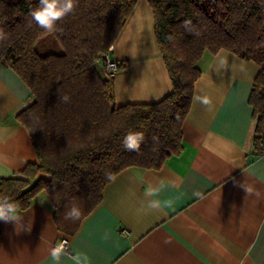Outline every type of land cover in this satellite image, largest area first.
I'll list each match as a JSON object with an SVG mask.
<instances>
[{
	"label": "crops",
	"instance_id": "crops-1",
	"mask_svg": "<svg viewBox=\"0 0 264 264\" xmlns=\"http://www.w3.org/2000/svg\"><path fill=\"white\" fill-rule=\"evenodd\" d=\"M109 54L123 64L113 76L117 106L172 91L148 0L136 1ZM200 67L177 155L158 170L118 173L70 236L40 192L17 223L0 221V264H56L51 250L63 238L69 254L59 264H264V155L248 102L260 67L226 49L206 53ZM32 101L0 63V180L37 161L16 118Z\"/></svg>",
	"mask_w": 264,
	"mask_h": 264
},
{
	"label": "trees",
	"instance_id": "trees-1",
	"mask_svg": "<svg viewBox=\"0 0 264 264\" xmlns=\"http://www.w3.org/2000/svg\"><path fill=\"white\" fill-rule=\"evenodd\" d=\"M136 1L76 0L73 13L58 22L61 31L49 33L30 16L39 0H0V28L7 34L0 41V63L31 90L32 103L16 118L27 129L37 156L14 176L0 180V198H10L23 211L45 192L57 229L68 236L101 202L104 188L118 173L158 170L181 151L206 53L226 49L259 65L248 99L259 148L258 133L264 127V0H148L172 91L157 102L117 106L114 78L105 74L101 59ZM48 34L61 53L36 49ZM129 132L144 133L138 151L122 145ZM73 204L81 209L75 222L65 219Z\"/></svg>",
	"mask_w": 264,
	"mask_h": 264
},
{
	"label": "clouds",
	"instance_id": "clouds-1",
	"mask_svg": "<svg viewBox=\"0 0 264 264\" xmlns=\"http://www.w3.org/2000/svg\"><path fill=\"white\" fill-rule=\"evenodd\" d=\"M76 0H39L38 6L30 10V16L38 27L49 33L60 32L58 22L73 13ZM188 23V22H185ZM7 39V34L0 28V41ZM64 102L69 101L68 96L62 97ZM207 103V101H204ZM145 136L143 132H129L122 139V145L126 151H138ZM155 140L156 138L153 137ZM150 208L158 207L157 201H150ZM81 209L73 204L65 213V219L73 222L80 220ZM21 219L19 206L8 197L0 198V221L15 222ZM69 254L67 241L57 243L51 250V258L59 264L61 258ZM79 259V257H75Z\"/></svg>",
	"mask_w": 264,
	"mask_h": 264
},
{
	"label": "built area",
	"instance_id": "built-area-1",
	"mask_svg": "<svg viewBox=\"0 0 264 264\" xmlns=\"http://www.w3.org/2000/svg\"><path fill=\"white\" fill-rule=\"evenodd\" d=\"M110 50H111V47H110ZM109 53L105 54L102 57L101 59L102 67H103L105 74L108 77H113L119 71L120 63L119 61L113 59ZM258 138H259L260 155H264V127H262L261 131L258 133ZM61 241H67V239L63 238L59 242ZM67 244H68V241H67ZM68 249H69V245H68Z\"/></svg>",
	"mask_w": 264,
	"mask_h": 264
},
{
	"label": "rangeland",
	"instance_id": "rangeland-1",
	"mask_svg": "<svg viewBox=\"0 0 264 264\" xmlns=\"http://www.w3.org/2000/svg\"><path fill=\"white\" fill-rule=\"evenodd\" d=\"M36 49L43 54L46 53H61V46L55 41L51 34H48L38 40Z\"/></svg>",
	"mask_w": 264,
	"mask_h": 264
}]
</instances>
